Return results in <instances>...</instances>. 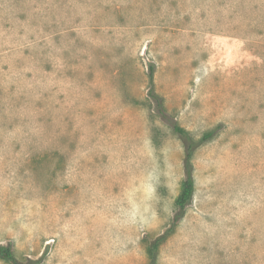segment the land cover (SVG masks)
I'll use <instances>...</instances> for the list:
<instances>
[{"label":"rangeland","instance_id":"obj_1","mask_svg":"<svg viewBox=\"0 0 264 264\" xmlns=\"http://www.w3.org/2000/svg\"><path fill=\"white\" fill-rule=\"evenodd\" d=\"M264 264V0H0V243L36 264ZM0 264H10L0 259Z\"/></svg>","mask_w":264,"mask_h":264},{"label":"trees","instance_id":"obj_2","mask_svg":"<svg viewBox=\"0 0 264 264\" xmlns=\"http://www.w3.org/2000/svg\"><path fill=\"white\" fill-rule=\"evenodd\" d=\"M153 72L154 64L149 63L148 65V77L150 87L148 89V96L151 101L154 103V107L157 113L166 121H168L173 132L178 136L182 141L184 156H183V172L184 178L181 183L180 191L174 201L176 211L173 214V217L170 221L169 226L160 234L155 236L153 239L149 240L146 246V252L148 256L147 264H157V255L159 251V246L166 238L173 233L174 228L177 222L183 217L187 206L191 203L193 193H194V178H193V165H192V156L194 151L205 142L211 140L216 133V128L208 130L199 138H194L188 130L179 125L175 120L168 118L165 113V108L163 106V98L154 90L153 88ZM0 259L10 263V264H36L38 260L18 259L12 247L9 244L0 243Z\"/></svg>","mask_w":264,"mask_h":264}]
</instances>
